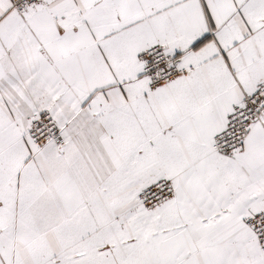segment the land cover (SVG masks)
Masks as SVG:
<instances>
[{"label": "snow or ice", "instance_id": "obj_1", "mask_svg": "<svg viewBox=\"0 0 264 264\" xmlns=\"http://www.w3.org/2000/svg\"><path fill=\"white\" fill-rule=\"evenodd\" d=\"M0 264H264V0H0Z\"/></svg>", "mask_w": 264, "mask_h": 264}]
</instances>
